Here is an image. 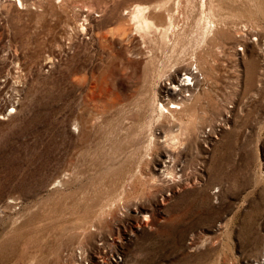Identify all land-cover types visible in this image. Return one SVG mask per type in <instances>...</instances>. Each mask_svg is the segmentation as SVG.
I'll list each match as a JSON object with an SVG mask.
<instances>
[{
	"label": "rangeland",
	"instance_id": "1",
	"mask_svg": "<svg viewBox=\"0 0 264 264\" xmlns=\"http://www.w3.org/2000/svg\"><path fill=\"white\" fill-rule=\"evenodd\" d=\"M174 2L68 0L41 13L33 0L37 10L0 14V264L264 261V0H205L208 34L200 0ZM135 3L155 27L133 29L134 49L154 58L100 83L129 54L110 36L124 23L114 13L71 48L73 12ZM191 56L203 74L183 95L198 97L173 120L161 114L164 88L180 84ZM180 123L197 130L170 164L163 139Z\"/></svg>",
	"mask_w": 264,
	"mask_h": 264
},
{
	"label": "bare ground",
	"instance_id": "2",
	"mask_svg": "<svg viewBox=\"0 0 264 264\" xmlns=\"http://www.w3.org/2000/svg\"><path fill=\"white\" fill-rule=\"evenodd\" d=\"M33 0H0V14L4 9L6 8H13L14 11H29V10H37V8H33L34 5L32 4ZM180 0H175L173 3L174 6L179 5ZM63 5H68V0H44V3L38 7L39 11L41 13L46 12V10L50 9H60L61 7H64ZM206 2L205 0H200V10H201V22L205 24L206 30L205 33H213L215 31V24L211 20L210 14L206 13L205 11ZM70 8V7H69ZM73 8V7H72ZM70 8V9H72ZM98 4H91L89 6H85L77 13L73 12V17H71V24L68 26L69 32L68 34V44L69 47L74 48L79 39H81L83 42L85 39H87V36L89 35L92 37L95 33V27L98 25V23L102 22H110L112 21V17H108L115 14V17L113 19L114 21L120 20L124 24L122 26H119L113 31H110V36L113 37H119L121 39H124L127 41V45L123 48L125 51H128L129 54L122 55L121 63H117L114 69L107 70L108 74L106 72H102V81L100 83H103L107 80L108 75L115 74L120 76V80L123 79L125 73L124 71L131 69L134 72H140L142 68L145 67L147 60L150 58H154V54L152 51H143L142 49L136 50L134 49L133 41H134V34L133 31H141V29L145 31H150L155 27L154 22L150 19L152 18L151 13L152 9L143 3H135L131 5L130 7L123 8L120 12L117 11V7L113 10H106L103 12L102 10H99ZM156 11L159 10V8H155ZM1 16V15H0ZM125 23H128L130 26L127 27ZM178 21L176 18V15L173 11H167V18H166V24L162 27L165 29H168V31L172 32L174 30L177 31L178 29ZM162 28V29H163ZM134 29V30H133ZM164 30V29H163ZM191 63L188 64L187 67H185V73H184V79L180 80V84L175 82L173 77H169L168 79V85L169 87L164 88L165 89V98L164 100H167V105L161 104V114H167L170 117L175 120L173 116V112H189L191 109L190 104L188 103L190 98H185L190 96L191 98H197L198 94H188L183 95L184 93L190 92V86L192 84L195 85L194 81L198 80V73H202V70L199 66L198 60L196 56H191ZM152 61V60H151ZM151 61L149 63L147 72L149 73L151 70ZM193 62H195L193 64ZM192 66H195V72L192 70ZM166 66H160L157 76L160 75V73H163L165 71ZM113 74V75H114ZM203 74V73H202ZM201 74V75H202ZM106 75V76H105ZM204 77V76H203ZM6 83V82H5ZM200 81L198 80V84ZM9 84L6 83L5 86ZM180 96V98H179ZM179 98V99H178ZM6 106L7 104H3ZM12 106H15V102L13 100ZM14 110V108H12ZM5 111H1L3 113L6 112L8 109H4ZM165 112V113H164ZM165 117V116H164ZM226 119L223 118L221 121H225ZM73 125L77 132H82L84 129V123L80 116L78 114L73 115ZM191 125H194L191 124ZM216 125V124H215ZM214 127L210 126V129ZM197 130L196 125H194V129L190 130L189 128H185L184 124L180 123L179 128L176 130V132L168 133L164 136L163 139V147L167 150V153L169 155V161L168 163H174L176 161V158L178 157L179 148L186 143L189 139V134L187 132H195ZM177 153V154H176ZM176 154V155H174ZM167 163V162H165ZM173 166V165H172ZM171 166V167H172ZM164 175L167 178H174L176 176V173H174L173 169H165ZM175 179V178H174Z\"/></svg>",
	"mask_w": 264,
	"mask_h": 264
},
{
	"label": "built area",
	"instance_id": "3",
	"mask_svg": "<svg viewBox=\"0 0 264 264\" xmlns=\"http://www.w3.org/2000/svg\"><path fill=\"white\" fill-rule=\"evenodd\" d=\"M75 257H77V260H80V261H84V260H85V257L83 256L81 250H78V251L75 253ZM261 264H264V261H262Z\"/></svg>",
	"mask_w": 264,
	"mask_h": 264
}]
</instances>
